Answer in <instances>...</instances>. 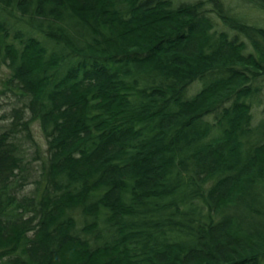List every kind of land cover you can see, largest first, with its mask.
<instances>
[{"label": "trees", "instance_id": "16d2710c", "mask_svg": "<svg viewBox=\"0 0 264 264\" xmlns=\"http://www.w3.org/2000/svg\"><path fill=\"white\" fill-rule=\"evenodd\" d=\"M3 66L0 264H264V0H0Z\"/></svg>", "mask_w": 264, "mask_h": 264}, {"label": "rangeland", "instance_id": "374dc122", "mask_svg": "<svg viewBox=\"0 0 264 264\" xmlns=\"http://www.w3.org/2000/svg\"><path fill=\"white\" fill-rule=\"evenodd\" d=\"M7 72H9V70H7V68L3 66L0 69V79L5 74H7ZM0 83H1V81H0ZM0 101L3 102V103H5L4 100H3V98H1ZM262 106H263V104L261 102H258V101H255L254 104H253V111H256L257 114H258V116H260V117L264 116V111H262ZM3 107H5V106H1L0 108H3ZM0 122H2V120H0ZM34 132H35V134H34L35 135V138L37 139V141L39 143H41L40 144L41 147L44 148L45 145H47V143H45V139H44V137L42 135L43 132H41V130H40L39 126H38V123H35L34 124Z\"/></svg>", "mask_w": 264, "mask_h": 264}]
</instances>
